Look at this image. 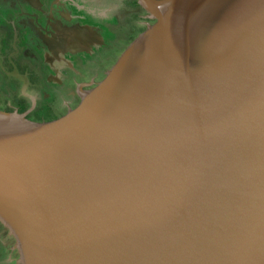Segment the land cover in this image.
Segmentation results:
<instances>
[{"label":"water","instance_id":"95a60500","mask_svg":"<svg viewBox=\"0 0 264 264\" xmlns=\"http://www.w3.org/2000/svg\"><path fill=\"white\" fill-rule=\"evenodd\" d=\"M146 1L154 23L75 108L0 111L19 264H264V0ZM150 71L133 100L123 83Z\"/></svg>","mask_w":264,"mask_h":264},{"label":"rangeland","instance_id":"374dc122","mask_svg":"<svg viewBox=\"0 0 264 264\" xmlns=\"http://www.w3.org/2000/svg\"><path fill=\"white\" fill-rule=\"evenodd\" d=\"M69 2L63 0L59 5L70 12L73 18L79 16L78 24L88 28L89 32L95 35L99 42L89 44L86 50L83 51L84 53L80 55L84 59L87 58L85 67L79 65L78 58L68 55L67 58L71 62L74 60V62L73 64L66 62L68 68L64 70L58 68L59 66L54 68L55 65L48 61L46 55L44 56L45 48L35 35L33 28L27 24L26 26L22 24L26 21L22 17H18V14L22 11L28 10L27 5L22 0H0L1 112H5L3 110L5 106H9V104L16 101V103H12L13 107L11 109L7 108V110L8 112L10 110L21 112L24 103L20 102V99H30L32 101L36 99L38 101L36 114L31 117L39 114V116L48 119L60 114L62 109L64 110L61 105L66 106L68 98L64 99L66 102L60 103V100L55 101V96L51 94L58 93L62 98L73 84L84 80L88 81V77H90V80L96 76L102 77L124 50L149 25L154 23L151 15L142 7L140 8L138 3V6L136 5V0H69ZM28 13L24 12L23 14L28 16ZM39 14L44 20V15L40 12ZM40 38L44 42L43 37L40 36ZM37 65H39V68L42 66L45 71L39 73L36 68ZM35 71L40 74L38 75L40 78L32 77L33 82H31L29 74H35ZM62 73L69 77L77 75V78H73V81L68 80V85L64 86L61 85L62 78L60 75ZM48 77L58 84L59 92H57V87L54 84L49 83ZM101 77L97 78V81ZM77 90L78 97L71 99V102H73L71 107L79 101L81 94L84 92L81 91L80 85L78 89L75 88L76 93ZM31 103L33 105V102ZM14 247V239L0 223V264H19L18 252Z\"/></svg>","mask_w":264,"mask_h":264},{"label":"flooded vegetation","instance_id":"af4514ba","mask_svg":"<svg viewBox=\"0 0 264 264\" xmlns=\"http://www.w3.org/2000/svg\"><path fill=\"white\" fill-rule=\"evenodd\" d=\"M22 1L24 4L27 5L28 10L26 9V11H22L20 14H18V17H22L26 21L25 23L22 22V24H25V26L27 24L28 26L33 28L35 35L38 37L41 44L45 48L46 53L44 52V56L46 55V58L48 59V61L52 62V64L55 65L54 68L59 66L58 68H63L64 70H67L68 66H66V62H68L69 64H71V63L73 64V62H74V60H72V62H71L67 58L68 55H70L71 57H74V58H78V60L80 61L79 65H82V67H85L87 64V58L84 59L80 55L82 53H84L83 51L86 50V48L89 46V44L99 42V40L96 37H94L97 40H95V42H93V43L74 44V45H71V47L63 46V44L61 43V40L64 39V36L68 35L71 31L85 27L84 25L78 24L77 20L80 19V17L75 16L76 18H73L72 14L70 12L66 11L61 5H59L63 0H22ZM64 1L69 2V0H64ZM137 3H138V0H136V5L138 6ZM119 4L121 5V3H119ZM142 4H144L147 7L144 0H142ZM24 12H29L27 14L28 16H25L23 14ZM39 12L44 15V20H42V17L39 14ZM19 35H22V34H19ZM40 36L43 37L44 42L42 41ZM65 39H67V38L65 37ZM59 44H62V47L59 46ZM74 46H75V48H72ZM67 48L76 49V51L71 52V51L67 50ZM28 58H30V57H28ZM32 59H33V57H32ZM42 59H44V58H42ZM36 68L39 70V73H43L42 71H45L42 66H40V68H39V65H37ZM106 72L102 75V77L100 76L101 79L98 81H97V78H100V77L96 76V77H93L92 80H90V77H88L87 78V79H89L88 81L84 80L82 82H77L76 84H73L71 86V88L68 89V91L66 93H64V97H62V98H61L60 94L58 95V93L51 94V95L55 96V101L60 100V103L66 102V100H64V99L68 98L67 105L66 106L61 105L62 108L64 107V110H66V111L63 112L64 110L62 109V112L60 114L54 115L52 118L46 119L45 117L39 116V114L35 115L34 117H31L33 114H36V109H37L36 107H37V103H38V101L36 99H34L35 103H34V101H32L30 99H20L19 101L24 103V105L21 107V110L24 109V111L20 112L19 110L18 111L15 110L13 112V110H10L9 112L11 114L16 113L18 115H24V118H26L27 120H29L31 122H36V123L50 122V121H53L55 119H58L61 116L68 113L71 109L75 108L77 106V104L80 102L83 94H81L79 101L74 106L71 107V105L73 104V102H71V99L73 97L74 98L78 97V90L76 93L75 88L78 89V86L80 85L81 91H84V92L89 91L90 89H92L95 86L96 83H98L99 81H101L104 78ZM39 73L37 71H35V74H32V73L29 74V79L31 80V82H33L32 77H36L38 79L40 78L38 76V75H40ZM60 76L62 78L61 85H64V86L68 85V80L73 81V78H77V75H72L69 77L65 73H62V75H60ZM79 76L80 75L78 74V77ZM47 79H48L50 84H54L57 87V92H59V86H57L58 84H56L53 81V79H51L49 77ZM85 81H87V82H85ZM87 83H89V84H87ZM16 102H12V103H16ZM26 102H27V104L25 105ZM31 102H33V105ZM12 103L9 104V106L4 107L3 110L5 111V113H9L7 108L11 109V107H13Z\"/></svg>","mask_w":264,"mask_h":264},{"label":"bare ground","instance_id":"6f19581e","mask_svg":"<svg viewBox=\"0 0 264 264\" xmlns=\"http://www.w3.org/2000/svg\"><path fill=\"white\" fill-rule=\"evenodd\" d=\"M145 4L147 5V1L144 0ZM147 7L156 14L157 12V9H156V6H149L147 5ZM162 51V50H161ZM161 51H160V54L159 55H156L157 57L156 58V63L158 65V68H160V65H163L164 62H163V59L165 57V54H162L161 55ZM129 73V72H128ZM136 77H139L141 82L143 83V87L140 88L137 83L133 80L131 81L130 79L127 78V82L125 81L123 84H127V93L129 96H132L133 100H137V98L140 96V91L141 89H144L145 91V94L146 96L150 95L151 94V85H152V82L154 81L155 79V73L153 71H150L146 74L144 73H140L136 76ZM133 104V101H131L129 103V106H132ZM3 122H11V123H14L16 122L15 118L12 117V119H6L4 118V120H2ZM14 125V124H13Z\"/></svg>","mask_w":264,"mask_h":264},{"label":"trees","instance_id":"16d2710c","mask_svg":"<svg viewBox=\"0 0 264 264\" xmlns=\"http://www.w3.org/2000/svg\"><path fill=\"white\" fill-rule=\"evenodd\" d=\"M24 111V109L23 110H21V112H23Z\"/></svg>","mask_w":264,"mask_h":264},{"label":"crops","instance_id":"0c3cea01","mask_svg":"<svg viewBox=\"0 0 264 264\" xmlns=\"http://www.w3.org/2000/svg\"><path fill=\"white\" fill-rule=\"evenodd\" d=\"M142 2V1H141ZM154 14V13H153Z\"/></svg>","mask_w":264,"mask_h":264}]
</instances>
